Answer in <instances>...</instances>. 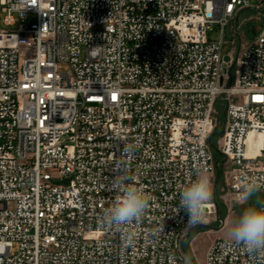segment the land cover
<instances>
[{
    "label": "built area",
    "instance_id": "2783aa9c",
    "mask_svg": "<svg viewBox=\"0 0 264 264\" xmlns=\"http://www.w3.org/2000/svg\"><path fill=\"white\" fill-rule=\"evenodd\" d=\"M263 6L0 0L4 26L18 27L0 29V264H184L178 238L197 224L186 226V213L177 212L180 191L197 172L214 173L218 103L228 193L239 202L242 178H254L264 203V26L238 51L233 42L223 52L224 29ZM215 25L218 41L208 33ZM251 136L259 143L249 153ZM126 146L134 156L120 172ZM119 176L152 197L124 230L101 221ZM205 264L256 262L218 238Z\"/></svg>",
    "mask_w": 264,
    "mask_h": 264
},
{
    "label": "clouds",
    "instance_id": "9594fccd",
    "mask_svg": "<svg viewBox=\"0 0 264 264\" xmlns=\"http://www.w3.org/2000/svg\"><path fill=\"white\" fill-rule=\"evenodd\" d=\"M122 155L123 158L117 160L115 164L117 171L120 172L130 167L134 149L126 146ZM242 179L244 183L239 191L238 201L247 207L229 222L226 235L233 245L242 247L250 254L256 264H264V203H249L259 191V186L254 178ZM114 185L118 194L103 210L101 221L104 227L124 230L140 221L149 209L152 197L143 183L126 182L124 176H119ZM211 196V179L202 172H197L195 178L180 191L177 212L183 209L186 213V226L192 227L202 222L205 205ZM124 238L130 242L131 234L125 231ZM185 264H190V260H186Z\"/></svg>",
    "mask_w": 264,
    "mask_h": 264
},
{
    "label": "rangeland",
    "instance_id": "374dc122",
    "mask_svg": "<svg viewBox=\"0 0 264 264\" xmlns=\"http://www.w3.org/2000/svg\"><path fill=\"white\" fill-rule=\"evenodd\" d=\"M4 15L0 13V29L3 31L14 32L15 27H6L3 23ZM36 21L34 15H30L27 19L28 24H33ZM235 25H239V38L234 33ZM264 26V6L262 12L258 14L256 11H245L238 22L230 23L224 29L223 35V52L229 53L234 46L233 42H237L236 50L238 51L247 42L251 41ZM209 38L212 41H218L221 35V28L218 25L212 26L208 30ZM25 55L29 51L23 52ZM61 70H67L65 66ZM214 116L217 118V127L212 132L209 143L213 146L211 153L214 160V173L208 175L212 183V196L207 202V206L211 213L203 215L202 222L196 226L181 232L178 238L179 255L182 262L190 260V264H205V253L212 241L218 238L228 239L226 235L227 226L230 221L239 216L246 204H241L232 200L226 186V171L230 168L229 162L223 157L219 147L221 146L222 132L225 128L226 112L225 106L217 104L215 106ZM259 141L254 142L253 138L249 139L251 147L257 146ZM261 202L258 193L249 201V203ZM93 237V236H89Z\"/></svg>",
    "mask_w": 264,
    "mask_h": 264
},
{
    "label": "water",
    "instance_id": "95a60500",
    "mask_svg": "<svg viewBox=\"0 0 264 264\" xmlns=\"http://www.w3.org/2000/svg\"><path fill=\"white\" fill-rule=\"evenodd\" d=\"M224 61H225L226 63H229V61H230L229 56L226 55V56L224 57Z\"/></svg>",
    "mask_w": 264,
    "mask_h": 264
},
{
    "label": "bare ground",
    "instance_id": "6f19581e",
    "mask_svg": "<svg viewBox=\"0 0 264 264\" xmlns=\"http://www.w3.org/2000/svg\"><path fill=\"white\" fill-rule=\"evenodd\" d=\"M251 138H253V137L251 136L250 139H251ZM251 148H252V147L249 145V153L252 152V151H251V150H252ZM206 208H207V207H206Z\"/></svg>",
    "mask_w": 264,
    "mask_h": 264
},
{
    "label": "trees",
    "instance_id": "16d2710c",
    "mask_svg": "<svg viewBox=\"0 0 264 264\" xmlns=\"http://www.w3.org/2000/svg\"><path fill=\"white\" fill-rule=\"evenodd\" d=\"M209 146H210V148H212L213 146L211 145V143H209Z\"/></svg>",
    "mask_w": 264,
    "mask_h": 264
}]
</instances>
